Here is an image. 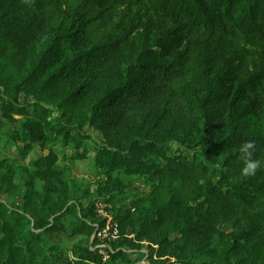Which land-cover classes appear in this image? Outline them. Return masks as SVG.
<instances>
[{"label": "trees", "instance_id": "obj_1", "mask_svg": "<svg viewBox=\"0 0 264 264\" xmlns=\"http://www.w3.org/2000/svg\"><path fill=\"white\" fill-rule=\"evenodd\" d=\"M246 141L264 0H0V264H264Z\"/></svg>", "mask_w": 264, "mask_h": 264}, {"label": "rangeland", "instance_id": "obj_2", "mask_svg": "<svg viewBox=\"0 0 264 264\" xmlns=\"http://www.w3.org/2000/svg\"><path fill=\"white\" fill-rule=\"evenodd\" d=\"M42 154V150L39 147H35L34 149H32L29 154L23 159V163H27L30 158L35 157L36 155ZM7 156L10 157H15L16 156V152L14 148H10V150L7 152L6 154ZM73 176L74 177H78L79 179H91L92 175H91V170L89 169V165L87 164L86 161H78L76 162V165L73 167ZM136 182V181H135ZM142 187V186H141ZM99 207V213H101L102 215H106L107 218L109 219L111 217V214L109 212H106L105 210H103V204L99 203L98 204ZM100 232L97 233L98 237L101 239H107L106 236L104 235H99ZM104 245V244H102ZM106 253V252H105ZM144 263H146V260L144 261Z\"/></svg>", "mask_w": 264, "mask_h": 264}, {"label": "clouds", "instance_id": "obj_3", "mask_svg": "<svg viewBox=\"0 0 264 264\" xmlns=\"http://www.w3.org/2000/svg\"><path fill=\"white\" fill-rule=\"evenodd\" d=\"M255 145L246 141L238 147L239 160L242 163L241 173L246 177L255 176L257 171L264 167V161L254 158Z\"/></svg>", "mask_w": 264, "mask_h": 264}, {"label": "built area", "instance_id": "obj_4", "mask_svg": "<svg viewBox=\"0 0 264 264\" xmlns=\"http://www.w3.org/2000/svg\"><path fill=\"white\" fill-rule=\"evenodd\" d=\"M99 235L100 236L101 235H104L107 238H115L118 235V227H117V224L111 222V217L109 219L107 218V224L100 231ZM100 252L104 255L103 259H105L107 257L106 253L103 250H100Z\"/></svg>", "mask_w": 264, "mask_h": 264}]
</instances>
